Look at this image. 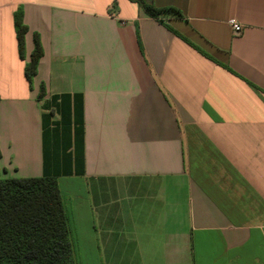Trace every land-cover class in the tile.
<instances>
[{
	"label": "crops",
	"instance_id": "1",
	"mask_svg": "<svg viewBox=\"0 0 264 264\" xmlns=\"http://www.w3.org/2000/svg\"><path fill=\"white\" fill-rule=\"evenodd\" d=\"M150 3L0 0V178L56 179L73 264H264V0Z\"/></svg>",
	"mask_w": 264,
	"mask_h": 264
},
{
	"label": "trees",
	"instance_id": "2",
	"mask_svg": "<svg viewBox=\"0 0 264 264\" xmlns=\"http://www.w3.org/2000/svg\"><path fill=\"white\" fill-rule=\"evenodd\" d=\"M146 15L162 22L163 16L182 17L172 7L155 8L137 0ZM18 54L23 58L27 27L22 11L14 13ZM42 48L37 36L24 67L28 81L36 74ZM44 95L43 87L39 98ZM70 220L65 211L56 179L0 178V264H73Z\"/></svg>",
	"mask_w": 264,
	"mask_h": 264
},
{
	"label": "built area",
	"instance_id": "3",
	"mask_svg": "<svg viewBox=\"0 0 264 264\" xmlns=\"http://www.w3.org/2000/svg\"><path fill=\"white\" fill-rule=\"evenodd\" d=\"M229 25H230L231 29L235 32H238L241 30V26L239 24L235 23L233 20L229 21Z\"/></svg>",
	"mask_w": 264,
	"mask_h": 264
},
{
	"label": "water",
	"instance_id": "4",
	"mask_svg": "<svg viewBox=\"0 0 264 264\" xmlns=\"http://www.w3.org/2000/svg\"><path fill=\"white\" fill-rule=\"evenodd\" d=\"M144 1H145L146 3H148V4L150 3V0H144Z\"/></svg>",
	"mask_w": 264,
	"mask_h": 264
},
{
	"label": "rangeland",
	"instance_id": "5",
	"mask_svg": "<svg viewBox=\"0 0 264 264\" xmlns=\"http://www.w3.org/2000/svg\"><path fill=\"white\" fill-rule=\"evenodd\" d=\"M71 228V227H70Z\"/></svg>",
	"mask_w": 264,
	"mask_h": 264
}]
</instances>
